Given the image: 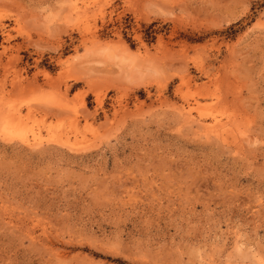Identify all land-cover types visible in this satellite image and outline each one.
<instances>
[{
    "label": "rangeland",
    "instance_id": "rangeland-1",
    "mask_svg": "<svg viewBox=\"0 0 264 264\" xmlns=\"http://www.w3.org/2000/svg\"><path fill=\"white\" fill-rule=\"evenodd\" d=\"M0 264H264V0H0Z\"/></svg>",
    "mask_w": 264,
    "mask_h": 264
},
{
    "label": "bare ground",
    "instance_id": "bare-ground-1",
    "mask_svg": "<svg viewBox=\"0 0 264 264\" xmlns=\"http://www.w3.org/2000/svg\"><path fill=\"white\" fill-rule=\"evenodd\" d=\"M78 5V4H77ZM15 112V111H14ZM190 114V113H189ZM9 124V122H7ZM20 124V123H19ZM24 125V124H23ZM18 126V125H17ZM6 127V126H5ZM9 127V126H8ZM207 129V128H206ZM212 129V128H211ZM12 130V129H11ZM19 131V130H18ZM20 132V131H19ZM218 132V131H217ZM18 134V133H17ZM211 134V133H210ZM28 139V138H27ZM25 140V139H24ZM27 143V142H26Z\"/></svg>",
    "mask_w": 264,
    "mask_h": 264
}]
</instances>
